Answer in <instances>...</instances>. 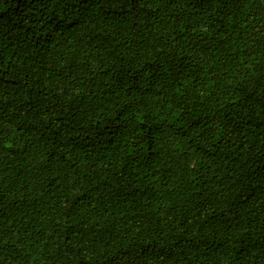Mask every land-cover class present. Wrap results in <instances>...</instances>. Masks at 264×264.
I'll return each instance as SVG.
<instances>
[{
  "label": "trees",
  "instance_id": "16d2710c",
  "mask_svg": "<svg viewBox=\"0 0 264 264\" xmlns=\"http://www.w3.org/2000/svg\"><path fill=\"white\" fill-rule=\"evenodd\" d=\"M0 264H264V0H0Z\"/></svg>",
  "mask_w": 264,
  "mask_h": 264
}]
</instances>
